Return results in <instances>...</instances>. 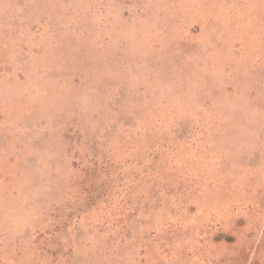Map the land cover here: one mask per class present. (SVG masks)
<instances>
[{
    "label": "rangeland",
    "instance_id": "374dc122",
    "mask_svg": "<svg viewBox=\"0 0 264 264\" xmlns=\"http://www.w3.org/2000/svg\"><path fill=\"white\" fill-rule=\"evenodd\" d=\"M0 264H264V0H0Z\"/></svg>",
    "mask_w": 264,
    "mask_h": 264
}]
</instances>
